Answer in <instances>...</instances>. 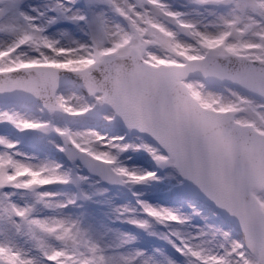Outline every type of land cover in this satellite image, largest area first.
<instances>
[{
  "label": "snow or ice",
  "instance_id": "snow-or-ice-1",
  "mask_svg": "<svg viewBox=\"0 0 264 264\" xmlns=\"http://www.w3.org/2000/svg\"><path fill=\"white\" fill-rule=\"evenodd\" d=\"M0 264H264V0H0Z\"/></svg>",
  "mask_w": 264,
  "mask_h": 264
}]
</instances>
